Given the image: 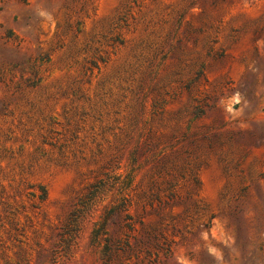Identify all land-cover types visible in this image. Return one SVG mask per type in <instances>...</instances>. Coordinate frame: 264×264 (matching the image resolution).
I'll return each instance as SVG.
<instances>
[{
    "label": "rangeland",
    "instance_id": "374dc122",
    "mask_svg": "<svg viewBox=\"0 0 264 264\" xmlns=\"http://www.w3.org/2000/svg\"><path fill=\"white\" fill-rule=\"evenodd\" d=\"M0 264H264V0H0Z\"/></svg>",
    "mask_w": 264,
    "mask_h": 264
}]
</instances>
